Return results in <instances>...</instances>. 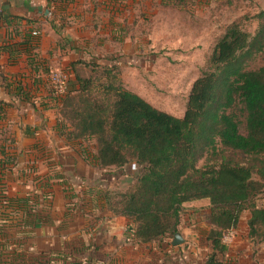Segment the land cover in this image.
Wrapping results in <instances>:
<instances>
[{
    "label": "trees",
    "instance_id": "16d2710c",
    "mask_svg": "<svg viewBox=\"0 0 264 264\" xmlns=\"http://www.w3.org/2000/svg\"><path fill=\"white\" fill-rule=\"evenodd\" d=\"M254 19V34L238 20L226 27L193 84L183 117L158 109L121 81L115 84L114 65L74 64L79 88L66 92L60 109L72 127L69 138H95L102 168L131 161L144 166L130 189L104 195L110 212L134 224L137 242L174 238L185 203L205 198L211 203L212 252L204 264H224L221 258L229 252L224 237L237 228L245 209L251 211L250 238L264 240V208L254 203L264 191V64L245 65L264 53V9ZM97 74L113 79L103 97L93 93ZM239 111L246 116L247 134L240 132Z\"/></svg>",
    "mask_w": 264,
    "mask_h": 264
},
{
    "label": "crops",
    "instance_id": "0c3cea01",
    "mask_svg": "<svg viewBox=\"0 0 264 264\" xmlns=\"http://www.w3.org/2000/svg\"><path fill=\"white\" fill-rule=\"evenodd\" d=\"M130 1L0 0V264H197L168 242H137L129 218L90 214L69 196L89 184L87 167L50 72H68L74 91V64L113 66L114 5Z\"/></svg>",
    "mask_w": 264,
    "mask_h": 264
},
{
    "label": "rangeland",
    "instance_id": "374dc122",
    "mask_svg": "<svg viewBox=\"0 0 264 264\" xmlns=\"http://www.w3.org/2000/svg\"><path fill=\"white\" fill-rule=\"evenodd\" d=\"M262 9L264 0H132L125 5L115 2L114 17L117 19H114L112 61L117 67L118 80L114 83L121 81L125 88L138 93L158 109L183 117L193 84L207 69L208 59L226 27L238 20L254 34L257 29L254 16ZM245 62L247 69H257L264 64V53L256 54ZM94 79L93 93L103 97V87L113 79L111 75L107 78L104 74H97ZM238 116L240 132L247 134L246 116L241 111ZM80 149L87 167L83 181L89 184L83 187L80 198L73 193L74 188L69 189L70 198L90 214V208H97L105 215L108 212L114 215L105 203V193L130 189L144 166L134 161L122 167L98 166L95 138L84 139ZM90 172L93 173L91 178L88 177ZM254 203L264 208V191L254 199ZM210 207L207 198L185 203L182 223L187 228L180 229V234L186 238L184 243L172 245L175 237L164 239L173 249L183 248L197 264L199 260L206 261L212 252L207 241L211 227ZM250 216V209L242 212L239 224L228 241L229 252L221 258L224 264H263L259 258L264 256V240L250 238ZM129 227L134 230L133 223ZM163 252L164 255H172Z\"/></svg>",
    "mask_w": 264,
    "mask_h": 264
},
{
    "label": "built area",
    "instance_id": "2783aa9c",
    "mask_svg": "<svg viewBox=\"0 0 264 264\" xmlns=\"http://www.w3.org/2000/svg\"><path fill=\"white\" fill-rule=\"evenodd\" d=\"M38 32H34V34H37ZM50 79L56 90L60 94H66L68 91V86L70 82V74L68 72H64L62 70H53L50 72ZM37 203L32 204V209H37ZM235 232V229L231 230L225 237L224 241L228 243L229 239L232 238L233 234Z\"/></svg>",
    "mask_w": 264,
    "mask_h": 264
},
{
    "label": "water",
    "instance_id": "95a60500",
    "mask_svg": "<svg viewBox=\"0 0 264 264\" xmlns=\"http://www.w3.org/2000/svg\"><path fill=\"white\" fill-rule=\"evenodd\" d=\"M185 239L182 237L180 233H177L175 239L172 242V245H179L184 243Z\"/></svg>",
    "mask_w": 264,
    "mask_h": 264
}]
</instances>
